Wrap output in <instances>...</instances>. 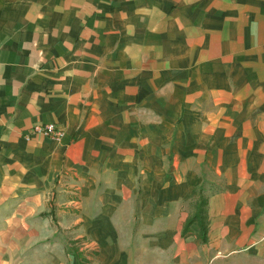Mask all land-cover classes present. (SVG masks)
<instances>
[{"label": "crops", "instance_id": "crops-1", "mask_svg": "<svg viewBox=\"0 0 264 264\" xmlns=\"http://www.w3.org/2000/svg\"><path fill=\"white\" fill-rule=\"evenodd\" d=\"M0 264H264V0H0Z\"/></svg>", "mask_w": 264, "mask_h": 264}, {"label": "built area", "instance_id": "built-area-1", "mask_svg": "<svg viewBox=\"0 0 264 264\" xmlns=\"http://www.w3.org/2000/svg\"><path fill=\"white\" fill-rule=\"evenodd\" d=\"M65 135L66 132L62 126L55 123H46L33 125L26 138L30 140L33 136H41L54 141H61Z\"/></svg>", "mask_w": 264, "mask_h": 264}]
</instances>
